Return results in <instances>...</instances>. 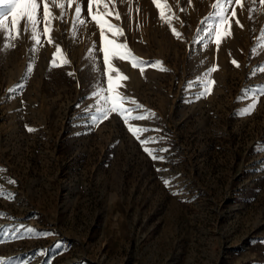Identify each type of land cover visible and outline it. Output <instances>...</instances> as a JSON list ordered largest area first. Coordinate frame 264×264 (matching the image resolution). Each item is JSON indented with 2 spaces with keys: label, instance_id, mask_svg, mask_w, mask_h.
I'll list each match as a JSON object with an SVG mask.
<instances>
[{
  "label": "rangeland",
  "instance_id": "374dc122",
  "mask_svg": "<svg viewBox=\"0 0 264 264\" xmlns=\"http://www.w3.org/2000/svg\"><path fill=\"white\" fill-rule=\"evenodd\" d=\"M158 2L159 8L152 0H117L120 19L106 18L123 29L118 42L126 41L148 63L141 74L139 63L133 68L131 62L113 61L129 78L116 81L126 85L118 91L157 117L134 123L159 128L148 134L167 137L168 161L157 163L168 169L164 173H157L119 118L89 129L82 109L91 102L84 97L92 91L95 68L103 71L102 46L90 17L73 36L74 4L63 23L52 25L69 64L49 71L55 46L32 53L27 37L0 53L3 264H264V96L244 116L241 110L251 100L238 99L244 88L264 84V72L249 78L264 64V6L243 0V10L236 6L243 28L233 18L232 36L218 52L214 44L207 49L197 44L190 58L197 28L213 24L205 17L215 0ZM162 9L183 40L161 21ZM52 11L59 15V9ZM82 12L86 16V0ZM30 58L35 66L25 81ZM214 65L219 70L209 77L215 81L211 94L194 99L200 77ZM17 84L25 85L16 90L22 96L9 99L7 90ZM177 175L180 196L159 178ZM26 228L58 235H32ZM57 242L64 247L55 248Z\"/></svg>",
  "mask_w": 264,
  "mask_h": 264
},
{
  "label": "snow or ice",
  "instance_id": "6c2138e0",
  "mask_svg": "<svg viewBox=\"0 0 264 264\" xmlns=\"http://www.w3.org/2000/svg\"><path fill=\"white\" fill-rule=\"evenodd\" d=\"M83 2L85 0H0V53L6 54L8 50L16 47V44L13 43L14 41L27 37L31 42L28 51L32 53H38L39 49L43 48L45 44L55 46V52L49 61V71L55 67H63L69 64L70 61L67 59L66 54L63 53L61 44L57 43L52 36V25L53 21L56 20H60L63 23L68 14V10L72 9L74 4V19L72 21L73 36H75L78 27H87L88 17H90L91 21L99 29L100 40L103 45L99 49L103 55V71H100L98 67L95 68V72L98 74L94 76L90 85L92 91L88 96L84 97V101H89L91 97V102L84 105L82 109L89 129H95L99 124L113 118V116L119 118L123 122V125L126 126L127 132L138 142L142 152L153 161V166L157 173L167 172L168 169L157 167V163L168 161V155L166 154L170 153V148L163 146L167 137L148 134L150 131L160 132L161 129L159 128L149 129L139 123H134L155 120L157 119L156 114L139 104L134 98L129 97L124 92L118 91L121 87L126 88V85L117 84L116 81H127L129 78L123 74L120 68L115 66L113 63L114 60L119 59L120 61L131 62L133 68L139 63L141 66V74H143L144 68L148 66V63L135 57L126 41L123 43L118 42L117 37L124 35L123 29L109 22L106 18L113 16L116 20L120 19V13L116 10L117 0H86V16L82 12ZM119 2H128L130 4L131 0H119ZM152 2L156 4L157 8L160 7L158 0H152ZM257 2L261 6H264V0H252V3ZM188 4L191 5V0H188ZM94 5L96 6L95 11ZM101 5H103V12L100 10ZM109 5H111V8ZM236 6H241V10H243V0H215L211 5L214 11L208 17H205V21L211 19L213 24L205 25L207 31H205V27L197 28L196 31L200 35L192 41L193 47L189 50L190 58L193 52L198 51L195 47L197 44L203 49H207L211 44H214L218 52L223 40L232 36L233 18H235V24L243 28V24L237 18ZM53 8L59 9L58 16L53 14ZM181 10L183 11V9ZM131 11L132 9L129 7L128 13H131ZM9 18H11L10 22L6 25L5 22L9 21ZM160 19L168 25L173 37L178 41L183 40V34L172 25V19L170 17L165 19V10L163 9L160 11ZM249 19H252L251 15ZM205 21H201V24H205ZM181 26H183V21H181ZM107 33H110L112 38H106ZM42 36L44 39H41ZM261 38L264 39V32L261 33ZM252 52H256L255 47H253ZM58 57L59 60L57 59ZM90 59L94 61L96 57L90 56ZM154 63L160 62L157 61ZM200 63L203 64L204 60H201ZM231 63L237 68L240 67V64L235 59L231 60ZM34 66L35 58H30L23 76L25 81L30 79ZM89 67L92 69L93 65L90 64ZM218 70V65H214L203 72L199 80L200 90L194 99L205 98L211 94L215 81L209 79V77L211 73ZM257 72H264V64L255 67L249 73V78L254 77ZM68 75L73 76L74 73L68 72ZM77 86H80L79 81H77ZM24 87V84H17L13 88L8 89L9 99L15 95L22 96V92L17 93L16 90L17 88L23 89ZM242 92L243 95L238 99L250 98L251 102L241 110L240 114L241 116L250 115L256 109L259 98L264 96V84L246 87ZM23 103L24 101L21 100V104ZM77 108H81V104H78ZM26 128L29 133L35 131L31 127L26 126ZM4 171L6 170L0 169V172ZM159 178L162 179L164 186L171 191L172 195H182V189L174 183L178 179V175L173 177L161 176ZM9 183L14 184L15 181H9ZM0 195H3L2 189H0ZM8 198L14 199V196L9 194ZM25 230L29 234L43 237L58 235L54 232L37 233V230L33 228H26ZM18 238L20 237L12 236V239ZM2 242L0 240V243ZM54 247L59 249L64 246L61 242H57ZM43 254L46 255L47 251ZM0 264H3L2 260H0Z\"/></svg>",
  "mask_w": 264,
  "mask_h": 264
},
{
  "label": "bare ground",
  "instance_id": "6f19581e",
  "mask_svg": "<svg viewBox=\"0 0 264 264\" xmlns=\"http://www.w3.org/2000/svg\"><path fill=\"white\" fill-rule=\"evenodd\" d=\"M101 46H103V45H102V42H101Z\"/></svg>",
  "mask_w": 264,
  "mask_h": 264
}]
</instances>
